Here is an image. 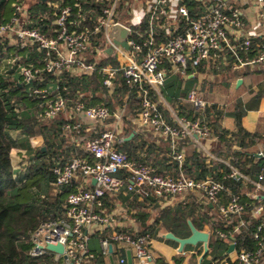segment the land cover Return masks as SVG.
I'll use <instances>...</instances> for the list:
<instances>
[{"label": "built area", "instance_id": "obj_1", "mask_svg": "<svg viewBox=\"0 0 264 264\" xmlns=\"http://www.w3.org/2000/svg\"><path fill=\"white\" fill-rule=\"evenodd\" d=\"M35 1L17 0L14 15L0 24V42L4 45L1 74L20 77L30 95L41 100L42 116H63L66 131L90 134L74 137L86 156L52 168L56 189L76 186L67 194L60 215L43 220L30 232V255L48 260L35 264H97L99 256L112 259L117 248L130 251L134 264H156L154 236L150 232L132 235L124 231L119 221L124 210L118 209L120 204L111 210L106 204L107 196L134 191L141 200L152 195L161 208L185 204L188 195L195 194L204 205H217L228 222L234 214L251 208L250 217L258 220L252 232L255 248L237 249V234L242 226L247 227V222L240 219L233 231H218L229 247H235L221 257L212 256V264H264V203L260 201L264 198V169L253 176L219 155L220 137L202 117L208 100L201 72L222 65L233 70L264 69V0H248L256 10L259 26L253 33L245 28L244 10L231 0H200L203 7L199 13L197 5L192 10L185 0H145L148 8L138 23L132 20L136 0L129 8V2L123 0H41L40 7L53 9L54 16L45 33L31 14ZM117 24L129 29V48L116 44L111 37ZM172 74L183 79L197 77L186 96L175 103L162 92ZM83 75L99 77L106 89H119L118 100L125 104L93 105L82 94L63 93L61 82L68 90L67 82ZM133 94L141 103L135 120L138 129L150 131L156 144L170 141L179 174L159 173L147 160L148 145L137 156H130L124 149L134 135H127L124 129L125 107ZM184 138L196 143L209 166L223 162L229 169L225 178L249 184L248 200L213 175L202 179L187 176L182 171L186 151L178 147ZM253 148L250 151L256 157L264 158L262 147ZM29 164L27 161L15 168L26 171ZM222 194L227 203L221 202ZM203 231L210 235V227ZM94 236L99 238L100 253L90 246ZM48 244H62L64 251L50 250ZM125 262L123 256L118 263Z\"/></svg>", "mask_w": 264, "mask_h": 264}, {"label": "trees", "instance_id": "obj_2", "mask_svg": "<svg viewBox=\"0 0 264 264\" xmlns=\"http://www.w3.org/2000/svg\"><path fill=\"white\" fill-rule=\"evenodd\" d=\"M17 0H0V24L6 23L14 15V2ZM128 1L129 8L135 0ZM41 0H36L31 5V14L34 16L36 26L47 32L48 23L54 18L53 9L45 6L40 7ZM188 5L192 10L196 8V2L191 0ZM181 25H185L182 22ZM182 27V26H181ZM164 34L165 31H163ZM256 41L261 40L255 38ZM3 44L0 42V68L3 54ZM223 66V65H222ZM226 70H220L222 74L218 80L204 79L203 91L208 99L209 92L216 90L229 91L230 82L234 78L231 66H225ZM211 73L219 75L217 68L212 66ZM260 73L264 75V69L259 72H250L249 67L244 73V83L238 88L239 95L233 96V92L222 95L221 99L227 102H213L208 100V106L202 111L204 117L214 134L220 137L222 148L219 155L235 163L240 170L255 175L256 172L264 169V158H258L250 149L263 141L261 131L251 133L243 126V116L248 109L256 106L263 95V90L248 88L260 82V79L253 81V75ZM197 81V77L183 79L179 74H172L167 78L162 88L165 98L175 103L179 97H184L187 91ZM263 81V80H262ZM68 90H64L61 82L60 87L63 93L70 95L82 94L83 98L90 104H105L111 107L124 105L119 101V89H106L102 86L99 77L92 78L83 75L78 78H71L67 82ZM253 87V86H252ZM260 88V87H259ZM251 96V100L244 101L240 96L241 91ZM120 91H123V89ZM127 92L128 88L124 87ZM93 96H91V95ZM253 94V95H252ZM230 95L231 97H227ZM124 114L125 132L127 135L135 133L128 140L124 149L130 156H137L138 151L145 150L147 160L154 165L159 173L179 174L178 162L171 157L170 141L154 143V137L150 131H140L136 128L135 120L140 111V99L133 94L127 101ZM43 104L38 98H33L27 90L20 77L3 76L0 69V264H35L47 262V258H36L30 255L32 242L30 232L34 230L43 220L54 218L62 212V205L67 194L74 189L76 184L69 187L56 189L53 185L55 176L52 168L56 165H64L77 156H86L80 147V143L74 140L80 135L90 136L85 131L74 132L73 134L64 128L63 116L54 119L42 116ZM192 116V112L188 113ZM264 118V117H263ZM18 132L20 135L15 134ZM42 136L45 149L33 147L31 138ZM179 149H185L186 159L182 171L189 177L196 179L213 175L230 185L234 190L240 191L244 200H248L246 193L251 189L247 184L235 182L225 178L224 174L229 170L223 162H215L213 166L206 163L205 156L198 150L195 142L184 138L178 142ZM14 149L25 150V155L30 161L29 169L21 171L15 168L12 160ZM264 203V198L260 200ZM221 202L227 203L224 194L221 195ZM107 207L111 210L117 204L123 207L126 217L123 219L127 225L122 228L132 235H139L150 232L156 236L161 230L173 232L179 237H188L191 234L190 222L199 230L210 227L209 252L203 259V264H212V257L218 258L224 255L229 249L228 241L218 231H233L234 226L240 219L247 222V227L237 234V249H254L253 230L258 220L251 218L248 213L234 214L231 221L225 220L217 205H204L195 194H189L185 204L173 207L161 208L158 200L152 195L146 196L144 200L139 198L137 192H120L117 195L106 197ZM156 215V216H153ZM154 218H153V217ZM134 222V226L132 225ZM199 243L196 247L201 246ZM193 245H187L185 251L191 250ZM203 253L199 248L198 254ZM196 255L191 257V264H195ZM182 258L177 261H181ZM156 264H169L161 256L155 259ZM127 264V261L124 263Z\"/></svg>", "mask_w": 264, "mask_h": 264}, {"label": "crops", "instance_id": "obj_3", "mask_svg": "<svg viewBox=\"0 0 264 264\" xmlns=\"http://www.w3.org/2000/svg\"><path fill=\"white\" fill-rule=\"evenodd\" d=\"M175 1L177 3H180L179 0H175ZM190 1L191 0H185L184 2L187 6H189L188 2L190 3ZM193 1H195L196 5H197L196 12L197 13L201 12L202 7H203V6H201V1L200 0H193ZM231 2L239 5L244 10L245 19H246V26H245L246 30L249 32H252V33L254 31H258L257 29L259 28V26L256 25V23H257L256 10L248 2V0H238V1L237 0H231ZM177 3H176V5H177ZM147 8L148 7L146 5L145 0H136L135 1V9H134L135 11H134V13H132V18H133L132 20L134 21V23H138V22L142 21L143 16H144V12H146ZM189 8L191 9L192 7L189 6ZM246 69L247 68H243L240 70H233L232 69V74L234 75V78L230 82V87L228 89L229 91H227V92L221 91L222 89L216 90V88H215L212 92H209L210 94L208 95L209 98L207 100L213 101V102L217 101L220 103H225L227 101L226 100L224 101L223 99H221L222 95L224 96V95L229 94L230 92H233L232 97H234V95H236V94L238 96L239 95L238 88L241 84L244 83L243 75H244V73H246ZM262 69L263 68H260V67H257L255 69L249 68V71L250 72H259ZM217 70H219V72H218L219 75H215V73L213 74L210 71H207L205 68H203L201 70V72L204 74V77L207 80L213 81L217 77V79L221 81L222 79L219 77L221 76L220 74H222V72L220 70H226V69L224 66H221V68H219ZM190 77H192V75H190ZM239 79H242V82L238 85ZM257 79H260V82H258L256 84L253 83V85H251V87L248 88V92H250L251 89H256V90L261 89V90H263L262 91L263 95L258 100L256 106H253V108L248 109V112L243 116V119H242L243 123L242 124H243L244 128L251 133H256L257 131L258 132L261 131V136L264 139V118H263L264 117V75L260 74V73H255L253 75V81H256ZM244 91L245 90H243V92L241 91L240 96L244 97V101L249 102L252 98L249 94H248V96H245ZM227 97H231V96L228 95ZM136 128L138 129L137 125H136ZM124 129H125V122H124ZM15 134L20 135L18 132H15ZM130 139H128V140H130ZM31 143H32L33 147H41L44 145V139L42 136H34L31 138ZM259 146L264 149V140L261 141L259 144L254 145L253 147L255 148V147H259ZM43 147H45V146H43ZM12 160H13L14 166H18V165L22 166L23 163L29 161V159L27 158V155H25V150H20V149H14L12 151ZM118 209H120L122 211L123 207L120 205V207ZM125 215L126 214H123V216L122 215L119 216L120 224H122L123 217H126ZM124 222H126V221H124ZM132 223H133V221H132ZM123 224L125 225V223H123ZM126 225H127V223H126ZM166 233L167 232L161 231L154 237L153 247H154V250L156 251L157 255L163 257L165 259V261H167L169 264H191L190 263L191 257L194 256L195 254H198L197 250H199V248H202L201 247L202 245L198 246V247H193L191 250H187V251H185V249H184V251L180 252L178 249L179 243L175 240L166 238L165 237ZM92 250L97 252V253H100V250L97 251L93 248H92ZM123 256L126 257V261H127L128 251L126 249H123V248H121V249L117 248L116 253L113 254L114 263L120 264V263H118L119 259ZM196 256L197 257H196L194 263L198 264V263H200L199 258L201 255L198 254ZM180 258H182V260L177 261ZM96 262H97V264H112V259H111V256L108 258L104 257V256H99ZM134 263H135V261H134Z\"/></svg>", "mask_w": 264, "mask_h": 264}, {"label": "water", "instance_id": "obj_4", "mask_svg": "<svg viewBox=\"0 0 264 264\" xmlns=\"http://www.w3.org/2000/svg\"><path fill=\"white\" fill-rule=\"evenodd\" d=\"M128 36H129V29L127 27L118 25V24L113 26L111 30V37L113 38L116 44L129 48L128 43H127ZM107 51L110 53L112 52V49L108 48ZM241 82H242V79H239L238 85ZM132 136L133 135H131L129 139ZM43 149H45V147H43ZM94 183H95V180H94ZM190 227H191V234L188 237H179L170 231L165 234V237L168 239L177 241L179 243L178 249L180 252L184 251L187 245L196 246L199 243H202L203 253L201 254L199 258L200 262H202L205 255L209 252V236L210 235L207 231L199 230L198 228H196V226L192 222H190ZM47 247L48 249L53 250V251H58V252L64 251V246L62 244H57V245L48 244ZM234 247H235L234 244L230 245L229 251H232ZM112 264H115L113 257H112ZM127 264H134V259L130 251H128Z\"/></svg>", "mask_w": 264, "mask_h": 264}, {"label": "rangeland", "instance_id": "obj_5", "mask_svg": "<svg viewBox=\"0 0 264 264\" xmlns=\"http://www.w3.org/2000/svg\"><path fill=\"white\" fill-rule=\"evenodd\" d=\"M16 153V152H15ZM19 153V152H18ZM22 155V154H21ZM153 216H156V215H153ZM152 216V217H153ZM154 218V217H153ZM125 220L123 219L122 220V224L123 223H125V225H126V222H124ZM124 225V224H123ZM161 231H163V230H161ZM160 231V232H161ZM164 232V231H163ZM90 246H91V248H93V249H95V250H97V251H99L100 250V243H99V238L98 237H92L91 238V240H90ZM197 246V245H196ZM196 246H191V247H196ZM202 248H203V244H202V246H201ZM197 252H198V250H197ZM195 255H198V254H195Z\"/></svg>", "mask_w": 264, "mask_h": 264}]
</instances>
